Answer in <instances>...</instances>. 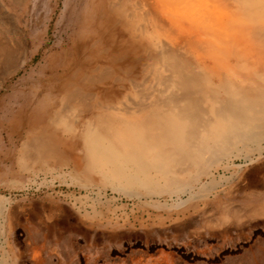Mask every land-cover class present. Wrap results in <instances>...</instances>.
Here are the masks:
<instances>
[{
    "label": "bare ground",
    "instance_id": "obj_1",
    "mask_svg": "<svg viewBox=\"0 0 264 264\" xmlns=\"http://www.w3.org/2000/svg\"><path fill=\"white\" fill-rule=\"evenodd\" d=\"M87 2L68 78L28 131L13 125L25 172L75 159L86 183L101 177L126 195L176 196L172 207L187 208L219 193L236 159L264 158V0ZM4 4L2 106L9 77L37 52ZM56 96L60 105L51 103ZM11 205L0 195V249H14L6 229Z\"/></svg>",
    "mask_w": 264,
    "mask_h": 264
},
{
    "label": "rangeland",
    "instance_id": "obj_2",
    "mask_svg": "<svg viewBox=\"0 0 264 264\" xmlns=\"http://www.w3.org/2000/svg\"><path fill=\"white\" fill-rule=\"evenodd\" d=\"M64 1L3 0L37 52L1 93L0 195L12 200L6 229L14 249H0V264H264V158L236 159L219 193L185 209L172 207L176 196L137 198L101 177L86 183L75 159L24 171L13 132L30 129L78 58L70 55L76 21L90 4L69 0L65 10ZM51 103L60 105V96ZM159 200L169 206L159 209ZM224 210L233 212L226 220Z\"/></svg>",
    "mask_w": 264,
    "mask_h": 264
}]
</instances>
